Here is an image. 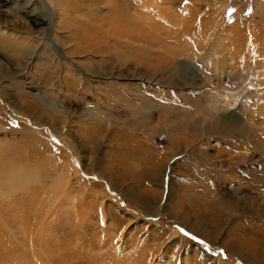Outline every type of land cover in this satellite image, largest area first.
<instances>
[{
    "label": "rangeland",
    "instance_id": "obj_1",
    "mask_svg": "<svg viewBox=\"0 0 264 264\" xmlns=\"http://www.w3.org/2000/svg\"><path fill=\"white\" fill-rule=\"evenodd\" d=\"M259 4L264 6V0H0L8 18L34 23L37 35L50 33L61 42L70 59L94 76L93 86L104 96L96 101L92 93L63 99L64 88L47 75L55 69L53 47L48 54L40 42L24 41L28 48L0 49V149L12 165L44 177L29 185L37 193L34 208L0 214L4 223L18 227L9 242L0 220V264H260L262 256L247 248L264 245V14L257 12ZM69 69L82 75L67 62ZM230 92L239 93L238 102L218 110ZM20 104L29 112H19ZM58 106L73 117L68 119ZM221 115L230 119L231 128L210 130L209 121ZM92 120L111 133L136 128L133 135L154 139L159 159L170 156L164 189L161 176L142 184L124 182V188L148 197L140 205L116 192L103 195L104 183L97 177L77 181L65 168H43L38 156L25 154L28 149L4 148L21 145L37 127L47 138L52 122L68 126L74 135L77 126ZM183 136L189 141L182 142ZM112 137L103 134L86 144L89 153L83 162L91 165L87 160L92 158L105 163ZM175 138L177 151H170L168 142ZM54 142L46 156L65 161L60 142ZM235 147L239 172L220 173L221 179L212 175L216 188L211 200L219 206L234 193L244 197L246 209L238 213L237 226V216L221 212L220 220L210 223L201 188L190 186L181 173L192 180L197 156L214 157L224 148L228 152L219 159H227L238 153ZM10 194L0 195V205H7ZM12 194L22 205V191ZM37 214L46 223L33 222ZM246 221L256 222L255 230L239 233ZM192 223L217 229V238H201ZM229 244L242 247L245 256L236 257Z\"/></svg>",
    "mask_w": 264,
    "mask_h": 264
},
{
    "label": "bare ground",
    "instance_id": "obj_2",
    "mask_svg": "<svg viewBox=\"0 0 264 264\" xmlns=\"http://www.w3.org/2000/svg\"><path fill=\"white\" fill-rule=\"evenodd\" d=\"M44 5H45V3H44ZM1 6L2 5H0V7ZM4 10L5 9L0 8V49L3 48L2 50H4L5 47L11 46L13 49V52H14L17 49L19 50L21 48L22 49L28 48L25 45L22 46L23 45L22 42H24V41H31V42H38V43L40 42L41 44H43L45 46V47L44 46L42 47V50L43 51L45 50L48 54H50V49H52L51 47H53L55 52L53 51L54 55L52 54L51 57L53 58L52 62L55 65V69L53 70V72H48L47 75H50V77L52 76V78H54V80H55L54 83H56V85L59 87L60 90H61V88L62 89L64 88L63 91L61 92V97L63 99H65V98L73 95L76 98H82V97L85 98L87 95L92 93L93 99H95V101L98 100L99 98L103 99L104 96H102L97 91V88L93 86V84H95V82H96L93 80L94 76L90 75L89 73H86L85 70H83L82 68H79L80 66H77V65H80L78 62L75 63V60L73 61L70 59L71 58L69 56L70 54L68 55V52L65 51L64 46L61 42H58V40L56 41L52 37H50L51 36L50 33H47V34L43 33L42 37L40 36L41 33H39L37 35L36 34L37 32L34 31V28H35L34 25H36V24L30 23L27 21H20L16 18H8L7 14ZM257 12H261V14H264V6L259 4V6L257 8ZM38 25H41V24H38ZM67 33H68V31H67ZM75 33H76V31H75ZM73 34H74V32H73ZM39 37H40V39H39ZM73 40H74V37H73ZM77 42H79V41H77ZM67 62L68 63L70 62V64L76 68V71L78 70L82 75L73 74V73H71L70 69L68 71L65 70ZM109 83L110 82H105L104 84H105V86H107ZM182 86H184V84ZM18 90H20V89H18ZM14 94H17V92ZM22 95H24V93L21 94V96ZM129 95L131 96V94H129ZM238 95H239V93L235 94L232 92H230L228 95H225V98H224L225 102L223 103V105H219L218 110L219 109L226 110L230 107L235 106L236 103L238 102V99H239ZM77 100H79V99H77ZM58 107H59V109L62 110L63 115L66 116L68 119L73 117L74 114L72 113V111H67L64 108H61L60 106H58ZM17 108L19 109V112H21V113L23 112V114L29 112V109L24 108V106H21V104ZM131 114H133V113H131ZM20 119L28 120L24 116L21 117ZM229 120L230 119H228L224 115H221L219 117V119H215V120L211 119L209 121L210 130H216L217 131V130H221V129L222 130L230 129L231 126L228 124L230 122ZM126 125H128V124L126 123ZM154 126L155 125H153L149 128L151 129ZM47 128L50 132V134L47 138L42 137L40 129L37 127V129L32 134H29L26 136L24 143H21V145H17V144L15 145L14 144L15 146L9 145V146H4V148L6 149V148L13 147L14 149H16V152H24L25 149H28L29 150L28 153L25 151L26 152L25 154H27L28 157L29 156H38V158H40L39 164L43 168L50 167L52 169L55 167L56 170L57 169L60 170V169L65 168V170H68V171L70 170L75 174V178L77 179V181H80L82 177L83 178L87 177V176L88 177H97V178L101 179L104 183V185H103L104 187L102 190L103 195H107L109 193H115L116 192L115 194H118V195L122 194L127 200H131V201L136 202L140 205H143V203L145 204V202L148 201V197L145 196L144 194H142L141 192H137V190H134L135 188L132 190L124 188L123 187V186H125V185H123L124 182L134 181L135 183L142 184V183L147 182L149 179H152L154 177L156 178L157 176L158 177L161 176L160 185L164 189L163 184H164V176H165V170H166L165 161L168 163L170 156L166 160H164V157L162 159H159V156H162V154H160L159 150L153 146L152 142L154 141V139H152L150 137L148 139H143L141 137H138L136 134L133 135V131H136L135 130L136 128H133L134 130L124 129V128L123 129H115V130H112V133H111L110 132L111 129L110 130L103 129V126L95 120H92L91 122L87 121V124H82V125L77 126L72 131L74 133V135L71 134V129L65 125L62 127H59V126H55V124H53V122H52L51 124L47 125ZM147 130H149V129H147ZM136 132H138V131H136ZM103 134H109V135L113 136L110 149L106 152V162L101 163L100 159H92V158L90 159L89 158L87 161L92 162V164L88 165L87 163L83 162V160H86L88 158V153H89V151H87V149H86L87 147H85V145L89 144V143L94 144L97 140H100L103 137ZM76 137H79L81 140L80 139L78 140ZM180 139L184 143L189 141L185 136H183ZM54 140L57 142L59 141L60 143L58 146L64 149L65 161H61V158H58V157L57 158H51V157L46 156V153H48L47 151L52 146H55V145H53V143H55ZM168 143L173 147L170 149V151L176 150L177 144H178V140H176V138L173 142L171 140ZM225 150L226 149H224V148L223 149L219 148V149H217L214 157L204 156V157H202V160H201V156H197L196 168H195L196 174H195L194 178H192V180L188 179L189 177H187L188 176V174H186L187 172H183V173H181V175L185 176L184 179L190 186L198 188V189L201 188L200 190L202 191L203 199L205 200L204 201L205 208L210 212L207 215V218L209 219L210 223L216 224L220 220L219 219V212H221V213L226 214L227 216H233V215L237 216L236 219L234 220L235 225L237 226L238 225V213L240 211L242 213L243 207H245V204H242L245 200L244 197H243V199H239V196H236L233 193V194H231V196H229L228 200H226V201L223 200L221 203L222 205H219V206H217L215 201L211 200V193L213 191H215V188H216L214 182H212V179H211L212 175L221 179L222 177H221L220 173H224V172L226 173L227 172L228 174L232 175L233 173L237 174V172H239V157H240L239 156V147H235V150L238 152V153H236V155L235 154L234 155H228L227 159L226 158L225 159H219V158H222V157H220L221 155H223L222 153H224V155L227 154L228 151L225 153ZM4 153H5L4 149L2 150V148H1L0 149V195H3L7 191H11V194L8 196V203L6 206L0 205V214H2V212L6 213V211L7 212L9 211V213L12 211L16 212L19 208H21L22 210H24V208L25 209L34 208L33 205L35 204V194H37V193H35L34 189L29 188V185H31V183H33L35 181L43 182L44 181L43 175H40V173H38L37 171L36 172L32 171L30 168H28L26 166L22 167L19 165H12L13 164V163L11 164L12 160H10V158L6 157L4 155ZM245 153H246V150H245ZM156 158H158V159H156ZM20 163H23V162L21 161ZM139 163L140 164L142 163L141 164L142 167ZM15 164H17V163H15ZM89 168H91V169L89 170ZM53 171H54V169H53ZM63 173H65V172L63 171ZM253 173H254V171H253ZM68 175H70V174H68ZM199 180L202 182L199 183ZM203 181H204V183H203ZM237 181H238V183H237V186L235 187L236 190L239 188L238 187L239 186V179ZM263 181H264V178H263ZM121 182H123V183H121ZM16 191H22L23 196L20 197V198H23L22 201L24 200L22 202L23 203L22 205L16 199H12V195H13L12 193L16 192ZM166 191H167V193H166V201H167V200H169V196H170L169 188L166 189ZM162 192H164V191H162ZM153 193H156V192H153ZM87 194L90 195L89 192ZM40 195H41V193H40ZM50 195H51V193H50ZM228 195H227V197H228ZM156 196H158V195H156ZM161 196L162 195H161V191H160L158 200L161 198ZM47 197H49V196H47ZM245 198H248V197H245ZM36 199H37V197H36ZM45 201H46V199H45ZM51 201L53 202L52 199H51ZM178 203L180 205H182L183 201L179 198ZM19 204H20V206H19ZM97 205H96V207H97ZM51 206L52 205H50V207ZM102 207L103 206L100 203L99 209L101 210ZM245 209H246V207H245ZM48 213L49 212H47V214ZM100 215H102V214L100 213ZM12 216H14V215H12ZM38 216H40V215L37 214L34 217L33 222H35L37 220H41V221L43 220L44 222L47 221V219L41 218ZM173 216H175V215H173ZM178 216L179 215L175 216L174 218L178 219ZM36 217H38L39 219L38 218L35 219ZM4 221H2V222L4 223ZM254 224H257V223L256 222L249 223L248 221H246V223L240 224V232L239 233L242 232L243 228L244 229L245 228H252V230H255ZM3 225L8 229V231H5V233H6V235H8L9 242H13V240H14L13 238H15L16 232H18V227L17 226H16L17 228L14 227V225H12L11 222L10 223L6 222ZM192 225H194L196 227L197 233L199 234V236L201 238L206 239V240H210V241H213L217 238V234H218L217 229H215L211 226H207V224H205V223H202L200 225H196V224L192 223ZM41 227H43V225H41ZM3 231H4V229H3ZM256 232H258V231H256ZM234 234H235V232H234ZM262 234H264V233H262ZM29 240H30L29 243L32 244L33 243L32 239L30 238ZM10 244H13V243H10ZM258 244H259L258 242H256V244L253 243L252 245L248 244L247 248H249L250 250L255 252V254L262 256L261 260H260L261 262L260 261L259 262H260V264H264V245L257 247L256 245H258ZM229 249L235 253L236 257L241 256L243 258L247 252V251L242 250V247H239V245H238V247H235L233 244H229ZM243 251L245 253H243ZM256 258H258V256H256Z\"/></svg>",
    "mask_w": 264,
    "mask_h": 264
},
{
    "label": "snow or ice",
    "instance_id": "obj_3",
    "mask_svg": "<svg viewBox=\"0 0 264 264\" xmlns=\"http://www.w3.org/2000/svg\"><path fill=\"white\" fill-rule=\"evenodd\" d=\"M184 2L187 3L188 0H184ZM180 230H181V232L184 233L185 235H188V233H186L184 229H180ZM192 238H193V239H196V237H192ZM201 243L203 244L204 242L201 241Z\"/></svg>",
    "mask_w": 264,
    "mask_h": 264
}]
</instances>
